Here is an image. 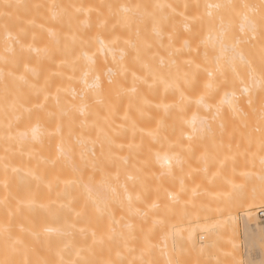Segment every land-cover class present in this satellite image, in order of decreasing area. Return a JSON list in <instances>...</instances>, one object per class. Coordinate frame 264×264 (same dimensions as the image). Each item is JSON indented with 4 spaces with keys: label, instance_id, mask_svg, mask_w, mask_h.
<instances>
[{
    "label": "bare ground",
    "instance_id": "6f19581e",
    "mask_svg": "<svg viewBox=\"0 0 264 264\" xmlns=\"http://www.w3.org/2000/svg\"><path fill=\"white\" fill-rule=\"evenodd\" d=\"M260 3L0 0V264L244 263L235 212L264 199L242 204L235 159L264 148L234 131L264 116Z\"/></svg>",
    "mask_w": 264,
    "mask_h": 264
},
{
    "label": "rangeland",
    "instance_id": "374dc122",
    "mask_svg": "<svg viewBox=\"0 0 264 264\" xmlns=\"http://www.w3.org/2000/svg\"><path fill=\"white\" fill-rule=\"evenodd\" d=\"M251 50V49H250ZM249 50V51H250ZM254 49H252V51H253ZM248 51V50H247ZM246 51V52H247ZM249 52V54H251L252 56L253 55H255V56H259V59H261V61L262 62H264V50H261L260 49V51H253V52ZM248 54V55H249ZM251 55H249V57L251 56ZM247 56V55H246ZM251 56V61H252V57ZM254 59V58H253ZM254 61V60H253ZM262 62H260L259 61V63H261L262 64ZM252 63V62H251ZM255 63H256V61H255ZM261 64H259V67H258V69L260 70V68H262L263 66H261L260 67V65ZM251 65V64H250ZM249 65V66H250ZM263 65V64H262ZM248 66V65H247ZM248 66V68H249V70L247 69V68H245V71H247V72H249V71H251V67H249ZM255 66H253V68H252V71H253V69H255L254 68ZM256 67H257V64H256ZM256 71H257V69H256ZM255 72V71H254ZM256 73V72H255ZM258 73V72H257ZM260 73H261V71H260ZM261 76V78H262V75H260ZM262 81H263V83H262V87H261V91H262V94H264V79H262ZM254 129V130H253ZM251 128V130H249V129H246V130H237L238 132H236V131H234L236 134H238L239 136H237V139L239 140V141H241V142H243V141H251V140H253V139H255V138H257V137H260V138H262V134H261V130L259 129V131H258V129L257 128ZM196 138V137H195ZM202 140V139H201ZM201 140H197V141H199V142H197L196 140H194V141H196V143H195V145H196V148L198 147L199 149V152H200V154H202L201 152H203V150L204 149H202L201 151H200V149L201 148H203V142H204V140H202L203 142H201ZM200 142H201V144H200ZM197 143H199L200 144V146L201 147H199V145L197 146ZM204 144H205V142H204ZM192 147H194V144H193V146ZM205 148V147H204ZM194 150H195V148H194ZM198 150L196 151L197 153H198ZM205 151V150H204ZM195 152V153H196ZM204 153V152H203ZM199 154V155H200ZM197 155V154H196ZM197 157H198V155H197ZM248 157V158H247ZM250 155L249 156H246L245 158H247L246 160H245V158H242L244 161L242 162V160L240 159V157H239V159L237 158V159H235V160H238L239 162H240V160H241V163H239L238 161H235V163H238L239 164V166H240V164H241V166L239 167L238 166V164L236 165L237 166V168L233 165V168L235 167V170H237V171H241L242 170V172H237V174H239V176H240V174H241V177H240V179L242 178V180H241V182L242 183H239L240 184V190H238V191H236L235 192V194L236 193H239V192H241L242 191V193H241V195L242 196H240L241 197V199H242V204H243V201H244V199L245 198H247V197H249V195L250 196H252V194L254 193V192H257L259 195H262V197H263V199H264V164H262V162H261V157L260 156H257V157H253V156H251L250 158ZM199 158V157H198ZM197 159V158H196ZM201 159V158H200ZM202 160V159H201ZM231 160V159H230ZM234 160V159H233ZM220 161H218V163H219ZM227 162H228V164H229V161H228V159H227ZM199 163V164H198ZM195 164H198L197 165V167H199V169H197V171L199 170V172H197V173H195V174H197L198 176L196 177V178H198L199 176H201V175H203V173H204V175H205V171L203 172V171H201L202 170V164H203V162H202V164L200 163V162H197V163H195ZM220 164H222L221 162H220ZM194 165V164H193ZM204 165V164H203ZM223 165V164H222ZM221 165V166H222ZM194 167H196V166H194ZM218 167V166H217ZM217 167L216 166H214V167H212L216 172H217ZM226 167H229V165H225V171H226V169L227 170H231L232 171V169H229V168H226ZM239 167V168H238ZM242 167V168H241ZM219 168V167H218ZM221 170H222V168H221ZM221 170L219 171V172H221ZM235 170H233V171H235ZM200 171H201V175H200ZM215 171H214V173H211L212 172V170L210 171V172H208V174H210V176H211V180L210 179H208V180H206V179H204L207 183H208V186L210 185V187H214V185L217 183V180H219V178L218 179H216L217 177H219V175L217 174V177L215 176L216 174H215ZM225 171H223V173H225ZM203 172V173H202ZM199 173V174H198ZM227 173V172H226ZM195 174H193V175H195ZM220 175H221V173H220ZM227 175L228 176V174H223L222 176H223V180H224V177ZM230 175V174H229ZM208 176V175H207ZM212 176H214V177H212ZM221 176V177H222ZM239 176H238V178H239ZM216 177V178H215ZM201 177H199V179H200ZM203 178V177H202ZM207 178H209V176L207 177ZM226 178L227 177H225V180H226ZM199 179H196V182H197V180H199ZM228 180V179H227ZM221 181V180H220ZM205 182V185L207 184ZM223 182V181H222ZM228 182V181H227ZM200 183H204V181H202V182H200ZM220 183V182H219ZM219 183H218V185H219ZM199 184V183H198ZM223 184H224V182H223ZM226 184V183H225ZM243 184V185H242ZM200 185V184H199ZM199 185H198V187H199ZM202 185V184H201ZM218 185H215V188H213L212 190L211 189H208V192L206 193V197H208L209 198V200H207L204 196H202V199H203V197L205 198V200L203 201V200H200V202L201 201H203V205H204V202L208 205V206H210V202H214V204L215 203H217V202H222L221 204L223 205L224 203H226V202H224V201H226L225 200V198H224V201H223V197L225 196V195H227V194H229V193H227L226 191H228V190H226L227 189V187H226V189L225 190H223V191H219V190H221V189H224L225 187H224V185H223V188H222V185L220 184V188L219 187H217ZM227 185V184H226ZM203 187H204V184L202 185ZM207 187V185L204 187V188H206ZM208 188V187H207ZM206 188V189H207ZM216 188L218 189V190H216ZM206 189H203L204 190V192H205V190ZM228 189H229V187H228ZM211 191V193H213L214 192V194H212V197H213V195H215V194H217V195H219V194H221V196H223L225 193L224 192H226L227 194H225L223 197H221L220 195V197L219 198H221L220 200H222V201H216L217 199H213V198H211V193H209ZM203 192V193H204ZM217 192V193H216ZM228 192H230V189H229V191ZM199 193H201V194H203L201 191H199ZM219 193V194H218ZM224 193V194H223ZM256 193V194H257ZM210 194V195H209ZM231 194V193H230ZM200 196V195H199ZM238 196V195H237ZM195 197V196H194ZM215 197H216V195H215ZM198 198V197H197ZM200 198H201V196H200ZM200 198H198V200L200 199ZM227 198H228V196H227ZM232 198V197H231ZM231 198H229V200L231 199ZM237 198V197H236ZM236 198H234V199H236ZM238 198H239V196H238ZM238 198H237V200H238ZM207 200V201H206ZM219 200V199H218ZM228 200V201H229ZM246 200V199H245ZM194 201H196V199L194 200ZM209 201V202H208ZM231 201H233V200H230V202ZM197 203L199 202V201H196ZM199 202V205H201V203ZM229 202V203H230ZM233 202H235V200L233 201ZM233 202L231 203V204H233ZM247 202V201H246ZM196 203V204H197ZM228 203V204H229ZM195 204V203H194ZM231 204H229L230 206H231ZM246 204V203H245ZM245 204H243V205H245ZM197 206V205H196ZM205 206V205H204ZM238 206L240 207L241 206V203L239 202V200H238ZM212 207V206H211ZM224 207V205L222 206V212H223V210L225 211V209L223 208ZM226 207V206H225ZM232 207V206H231ZM235 207V206H234ZM228 208V207H227ZM245 208V209H244ZM247 207H246V205L245 206H241L240 208H238V210L235 212V213H237L238 214V219H239V223H240V229H241V242H242V246H241V248H242V256H243V264H264V241L262 240V239H259L258 240V242L257 243H251V244H249V243H247L246 242V240H245V238H244V225H245V223H246V217H247V215L248 214H256V218H257V220H258V222L260 223V225H261V227H264V217H261L260 216V212H264V200H263V203H262V205H258V207L256 206V207H254V208H250V209H246ZM229 212V211H228ZM232 212V211H231ZM230 212V213H231ZM234 212H232V213H234ZM225 214V213H224ZM226 214H227V210H226ZM229 214V213H228ZM200 236H205V234H202V233H199V236H198V238H199V241H200V239H201V237ZM202 240V242H203V239H201ZM189 260V259H188ZM186 261V263L187 264H189L188 263V261H187V259L185 260ZM185 261H184V264H186L185 263ZM191 261V260H190ZM183 263V262H182ZM192 262H190V264H191Z\"/></svg>",
    "mask_w": 264,
    "mask_h": 264
},
{
    "label": "snow or ice",
    "instance_id": "6c2138e0",
    "mask_svg": "<svg viewBox=\"0 0 264 264\" xmlns=\"http://www.w3.org/2000/svg\"><path fill=\"white\" fill-rule=\"evenodd\" d=\"M11 7V6H9ZM242 7L247 8L249 7L247 4L243 5ZM260 9H261V17H260V25L261 28L264 29V0H261L260 3ZM253 28H255V25H253ZM261 75L262 79H264V67L261 69ZM262 125H261V134H262V139H261V146L264 148V116L261 117ZM262 164H264V160L261 161Z\"/></svg>",
    "mask_w": 264,
    "mask_h": 264
},
{
    "label": "built area",
    "instance_id": "2783aa9c",
    "mask_svg": "<svg viewBox=\"0 0 264 264\" xmlns=\"http://www.w3.org/2000/svg\"><path fill=\"white\" fill-rule=\"evenodd\" d=\"M260 216L261 217H264V212H260Z\"/></svg>",
    "mask_w": 264,
    "mask_h": 264
}]
</instances>
